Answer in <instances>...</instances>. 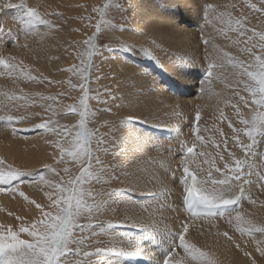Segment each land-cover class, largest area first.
Segmentation results:
<instances>
[{"label": "bare ground", "instance_id": "1", "mask_svg": "<svg viewBox=\"0 0 264 264\" xmlns=\"http://www.w3.org/2000/svg\"><path fill=\"white\" fill-rule=\"evenodd\" d=\"M81 1L25 0L55 25L40 26L27 34L18 19L15 20L18 9L0 10V57H15L16 62L22 61L27 66L32 76L39 78L30 80L22 75H8L0 67V73H4L0 74V115L7 113L23 118L22 122L11 124L0 121V158L30 173L11 185L0 184V224L11 225L13 229L41 217V212L29 203L30 200L43 205L46 211H55L48 207L50 201L44 195L52 189L40 182L37 173L46 179L58 180V177L43 166L57 167L74 162L66 155L63 163H57L61 153L55 142L59 137L36 125L45 121L73 125L79 118L67 111L66 106L73 104L77 87L72 86V73L65 69L76 63L75 48H79L77 42L86 31V18L91 13L92 6H85L79 3ZM166 1L130 0V6H123L126 24L118 25L111 20L110 26H105L112 45H106L95 57L99 60L97 86L95 91L90 87L92 99L89 101L94 113L91 118L99 122L97 136H103L105 141L99 152L94 149L105 171L99 182L91 181L90 185L97 200H108V193L120 191L112 197L117 202L110 201L101 214L88 223L91 226L83 229V235L91 237L84 244L90 255L83 256L82 252L70 255L67 264H125L127 257L146 258L153 264H161L167 250L164 233L179 232L184 223L189 228L185 238L212 254L217 264H253V261L264 264V256L256 250V242L264 241V234H241L236 230L238 222L235 220L236 211H239L242 221L264 225V187L259 180L264 168L259 167L260 155L247 158L242 165V179L234 181L233 193L239 195L242 187L244 198L230 215L187 216L182 210L181 183L186 165L190 171L197 172L200 179H209V171L212 179H220L223 177L215 167L223 169L225 164L232 167L235 159L246 160L244 151L232 140L228 120L241 127L232 105L248 113L240 96L248 99L249 104L251 98L243 86L237 84L238 79L247 78L239 77L237 68L227 60L213 71L210 79L207 69L209 62L221 63L217 49L248 61L250 57L244 49L251 33L241 36L234 31L225 35L219 31L222 25L216 15L210 12L205 20V6L211 3L219 12H230L241 19L246 17V27L262 33L264 13L241 8L243 5L239 2L244 3V0ZM233 5L236 8L231 7ZM205 39L209 41L207 45ZM257 40L258 37L252 42ZM143 49H149L152 56L145 55ZM10 96L27 99H9ZM197 109L201 114L199 122L195 121ZM129 116L134 119L126 122ZM194 126L199 129L203 142L195 140ZM18 132L22 137H13V133ZM160 132L170 137L157 136ZM225 138L227 150L223 144ZM241 139L245 144L251 143L243 133ZM93 141L96 144V140ZM256 141L252 152L264 154V139L257 136ZM181 142L188 146L195 142L194 153L185 154ZM200 152L204 155H198ZM221 155L223 160L219 158ZM65 167L69 169L70 165ZM249 171L254 174L249 176ZM245 179L252 183H244ZM87 187L89 184H85ZM19 192L25 193L29 200ZM125 219L129 221L127 224H123ZM133 221L140 227H134ZM108 222L117 226L108 228ZM239 223L241 227H248ZM100 224L105 227H99ZM225 232L231 239L223 235ZM113 237L116 238V251L111 250ZM22 238L27 237L22 234ZM261 246L264 247V243ZM177 252L183 256L182 249L177 248Z\"/></svg>", "mask_w": 264, "mask_h": 264}, {"label": "snow or ice", "instance_id": "2", "mask_svg": "<svg viewBox=\"0 0 264 264\" xmlns=\"http://www.w3.org/2000/svg\"><path fill=\"white\" fill-rule=\"evenodd\" d=\"M244 3L253 11L264 13V0H260L261 7L259 8L251 0H244ZM109 7L110 5L106 3L103 6L92 9L94 13L99 14V20L95 24V31L82 42L84 50L77 52L80 63L73 64L65 69V71L79 77L81 81L78 85L81 92L78 103L66 106L67 111L77 114L79 119L73 125H61L57 121H45L36 125L38 128L48 129L56 133L59 139L55 142V146L61 153L57 163H63L64 156L67 155L79 164V174L65 181L51 164L43 166L44 170L52 172L56 177H60L59 180L46 179L45 176L37 173L40 182L52 189V191H46L44 195L50 201L48 207L54 208L55 211H46L43 205L37 203L35 200H30L29 203L34 204L42 214L39 219L34 220L28 225L21 223L18 229H13L11 225L0 224V264H67V257L70 255L81 252L83 256L90 255L87 251H82V246L86 241L91 239V237L83 235V229L91 225L79 223L80 219L87 218L90 221L101 214V210L110 201L112 203L117 202L112 197L120 190H113L108 193V200H97V194L92 191L90 186L91 181L99 182L101 173L105 171L104 163L99 155L93 154V139L96 140L95 151L97 152L101 150L100 146L105 141L103 136H97L98 130H92L88 126L89 117L94 115L89 107V101L92 97L90 96L91 89L88 82L91 70L94 67L93 57L99 52L100 46L97 41L101 27L102 25L110 26V21L105 18ZM117 7H122V5H117ZM231 7H234V5ZM2 9H18L19 15L17 19L23 26L26 34L35 31L40 26L55 27L46 18V14H42L36 7L29 6L25 0H20L18 4L0 0V10ZM210 12L216 15V19L222 25L219 31L225 35L228 32L234 31L239 32L241 36L251 33L245 41L246 47L244 49L250 57L248 61L238 60L230 52L217 49L221 63L217 65L214 62H209L207 69V75L210 79L213 71L217 67H222L223 61L227 60L230 65L237 68L239 77L247 78L246 80L238 79L237 84L242 85L243 90L249 94L251 104H249L248 99L244 96H240V100L248 108L247 114L242 112L238 106L232 105L235 108L241 127H236L231 120H228V126L232 129L233 133L232 140L244 151L246 160L235 159L232 167L225 164L223 169L215 167L213 164L215 171L221 173L223 177L220 179H212L211 171L208 172L209 179H200L197 172L190 171L189 166L183 167L184 175L181 177V183L183 184L182 202L193 218L201 213L209 216L230 215L231 211L234 210V206H237L240 200L244 198V189L242 187L240 188L239 195L233 193V183L242 179L244 171L242 165L247 162V158L260 155L262 163L259 167L264 168V154L252 152L253 145L257 143L256 137L259 136L261 139H264V33L258 32L254 28H247L246 17L241 19L234 17L230 12H219L217 6L211 3L205 6L204 18L206 21ZM218 12L219 14L217 15ZM86 19L91 22L92 18L89 16ZM256 37H258V40L253 43L252 41ZM153 43L155 44V41ZM208 43L209 41L205 39L204 44L207 45ZM143 52L147 56H152V52L149 49H143ZM0 67L6 70L8 75H22L30 80L39 79L30 74L27 66L23 65L22 61L16 62L15 57H0ZM69 83L71 84V81ZM73 87L77 86L73 85ZM109 95L111 94L109 93ZM236 95L239 96V91L236 92ZM96 98L99 99V96L97 95ZM111 98L113 100L116 99L115 96ZM9 99L25 100L27 98L24 96H10ZM47 99L53 100L55 98L47 97ZM22 119V117L7 113L0 115V121H4L7 124L22 122ZM133 119L134 117L132 116L126 117V122H131ZM200 119L201 114L199 109H197L195 121L199 122ZM193 132L195 140L203 142L204 138L198 134L199 129L197 127L194 126ZM242 133L251 143L245 144L243 142L241 139ZM221 135L223 136V132H221ZM62 141L66 142L67 146ZM181 144L187 155L193 154L197 147L195 142L191 146H188L185 142H181ZM223 144L225 150H227L226 138ZM215 147L219 148L220 144H215ZM103 151L106 152L107 149L104 148ZM198 155L203 156L204 153L200 152ZM229 155H232V153L229 152ZM219 158L221 160L224 159L222 155ZM248 166L249 168L252 167L251 164ZM63 172L69 173V169L65 167ZM29 174L25 170L14 167L12 164L6 163L3 158H0V184L11 185L13 182L21 181L22 177ZM247 174L250 176L254 173L249 171ZM259 180L262 182L261 187H264V175H259ZM244 183L251 184L252 181L245 179ZM85 184H89V187L85 188ZM19 195L26 201L29 200L25 193L19 192ZM248 199L252 202L251 197H248ZM17 219L22 220L23 218L17 217ZM235 220L238 222L236 230L241 234H264V225H257L251 220L242 221L239 211H236ZM128 222L125 219L123 224H127ZM228 222L231 223V219ZM239 222L247 224L248 227H241ZM119 223L117 222V224ZM115 226L117 225L112 222L107 223L108 228ZM133 226L140 227L134 221ZM99 227L104 228L105 225L100 224ZM78 229L79 232L77 231ZM188 230L187 223H184L181 231L176 233L168 231L164 233L163 242L167 243V250L163 253L161 264H217L212 254L185 238ZM22 234L27 238H22ZM223 235L231 239L227 232L223 233ZM115 241L116 238L113 237L112 251L117 250ZM256 243V250L261 256H264V247L261 246L264 241H257ZM177 248L182 249L183 256H180ZM97 251H100V249H97ZM245 255L249 254L245 253ZM253 264H255V261H253Z\"/></svg>", "mask_w": 264, "mask_h": 264}, {"label": "rangeland", "instance_id": "3", "mask_svg": "<svg viewBox=\"0 0 264 264\" xmlns=\"http://www.w3.org/2000/svg\"><path fill=\"white\" fill-rule=\"evenodd\" d=\"M129 1L130 0H89V1H81L79 3H82L83 5L85 6H92L91 7V13L89 16H91V22L87 19L86 20V25H85V29L86 31L82 33L81 35V40H85L88 36L92 35L93 32L95 31V24L97 22V20H99V14L98 13H94L92 11V9L94 7H99V6H103L104 4H109L110 7L106 13V19L108 21H111L113 20V22L117 23L118 25H124L126 24V13L123 11V6L125 8V6H127L129 4ZM179 1V0H178ZM9 2L11 3H14V4H18L20 3V0H10ZM167 3H171L172 1L171 0H167L166 1ZM252 3H256L257 6H261V3H260V0L257 2V0H251ZM78 3V4H79ZM241 5V8H246L247 5L244 4L243 2H239ZM117 5H122V7H117ZM130 6V4H129ZM45 8H48V6H45ZM234 8H236V6H234ZM123 18V19H122ZM17 20V18L15 19ZM245 35H250V33H246ZM80 40V41H81ZM83 40V41H84ZM79 41V42H80ZM111 42V43H109ZM98 45L100 46L99 47V52L106 46V45H112V40L108 37V35L106 34V31H105V26L102 25L101 27V32L99 33V36H98V41H97ZM81 46V47H80ZM77 51L76 52H82L84 50V46H83V43H79V48L76 47L75 48ZM99 52L93 57V60H94V67L92 68L91 70V73H90V80L88 82L89 84V87H91V89L93 91H95L97 84L95 82V79L97 77V70H98V67H99V60L98 59H95V57L99 54ZM80 63V60H79V57L77 56L76 58V63L75 64H78ZM73 83H72V86L73 85H76L77 86V92L75 94V98L73 96V104L74 103H78V99H79V96L81 95V92L79 90V83L81 82L79 77L73 75ZM79 94V95H78ZM92 95V94H90ZM74 99H76V101L74 102ZM67 101L69 102L70 99H67ZM65 102V101H64ZM50 102H48L49 104ZM53 106L56 107L57 104L56 102H53ZM61 104V103H60ZM56 105V106H55ZM90 107V105H89ZM79 119V118H78ZM97 123V124H96ZM16 125H18L16 123ZM64 125H71V123H67V124H64ZM89 128L92 129V130H97L98 129V126H99V122H96V121H93L91 116L89 117V124H88ZM13 137H16V138H21L22 135L20 132H18L17 134H14L13 133ZM62 143L66 145V142L62 141ZM96 144L94 143V141H92V147H93V150L96 148L95 147ZM94 155H97L95 152L93 153ZM66 156V155H65ZM65 165H70V168H69V173H64L63 172V167H65ZM64 166L61 164L60 166H57L55 167L57 169V172L60 173V175L63 177V179L65 181H67L69 178H72V177H75L76 175L79 174V164H77L76 162H71L69 164H65ZM68 174V175H67ZM60 179V177H58V180ZM91 186V185H90ZM93 219H91L90 221L87 219V218H82L80 219L79 223L81 224H88L92 221ZM221 223H225V221H222ZM85 236V235H84ZM86 247V248H85ZM88 248L86 245H83L82 246V251H86ZM88 251V250H87Z\"/></svg>", "mask_w": 264, "mask_h": 264}]
</instances>
